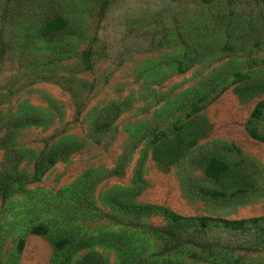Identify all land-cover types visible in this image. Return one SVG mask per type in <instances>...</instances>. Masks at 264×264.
<instances>
[{"label":"rangeland","instance_id":"obj_1","mask_svg":"<svg viewBox=\"0 0 264 264\" xmlns=\"http://www.w3.org/2000/svg\"><path fill=\"white\" fill-rule=\"evenodd\" d=\"M56 14L73 23L72 31L41 38L39 24ZM263 76L264 0H0V140L4 117L44 118L14 133L18 153L0 144V176L15 167L30 178L38 157L58 143L83 145L40 180L0 192V264H56L71 248L55 253L61 236L90 241L70 264L90 251L121 264L128 245L150 262L264 264L262 225L244 232L212 228L204 236L217 244L211 252L189 246L157 255L163 239L149 226H163L164 218H136L124 206L156 204L228 220L263 216L264 143L246 127L264 92L234 91ZM197 109L209 133L178 161L156 162L155 137L172 135ZM256 126L264 134V114ZM210 150L252 174L247 192L207 193L218 185L197 160ZM37 225L48 233L32 234Z\"/></svg>","mask_w":264,"mask_h":264},{"label":"trees","instance_id":"obj_2","mask_svg":"<svg viewBox=\"0 0 264 264\" xmlns=\"http://www.w3.org/2000/svg\"><path fill=\"white\" fill-rule=\"evenodd\" d=\"M230 5L238 0H226ZM73 23L61 14H56L44 19L38 26L37 34L45 40H55L56 37L69 34L72 31ZM85 56L86 69H91L92 50L83 53ZM234 91L241 97H250L264 92V76L241 81L234 86ZM122 108L116 110L115 116L119 115ZM264 114V99L260 100L254 107L251 118L247 123V133L255 140L264 143V134L260 133L256 122ZM44 118L39 115L9 116L3 118L5 133L0 140V144L9 150L17 152L20 149L14 148L13 136L16 131L28 125L41 124ZM210 131V124L206 116L200 113L199 109L187 120L174 126L172 135L156 136L151 152L152 158L161 164H170L178 161L186 150L194 145L197 140L206 136ZM83 148V145L74 140L62 141L52 147L46 154L41 155L35 162L34 171L29 178L25 174L16 171L6 172L0 176V192L3 196L17 191L15 185L21 187L26 181H38L44 174L59 160ZM197 163L204 168L205 174L214 180L218 189L207 190V193L214 198H225L228 195L236 196L247 192L251 186L252 174L238 161H234L216 150L207 151L199 157ZM127 212L133 217L140 216H161L165 220L163 226H149V229L163 239V247L157 255L170 256L184 251L187 247L197 246L203 250L211 252L217 246L215 242L205 240L204 236L212 228H223L232 232H244L256 229L262 225L264 229V215L260 217H250L238 220H228L210 216H183L172 209L156 204H138L127 202L124 204ZM109 217V216H108ZM48 227L37 225L31 229L35 235H45ZM262 231L259 232V235ZM25 240L19 242V252L24 247ZM89 240L74 242L67 236H61L54 241L55 253L59 254L64 248L71 246L70 253L63 259H57L56 264H70L72 257L77 252L87 248ZM136 248L128 245L123 246V259L121 264H182L178 261L163 258L161 262H150L149 258H144L143 252H135ZM136 253V254H135ZM16 264V262L14 263ZM74 264H107L103 255L97 251L85 253Z\"/></svg>","mask_w":264,"mask_h":264}]
</instances>
